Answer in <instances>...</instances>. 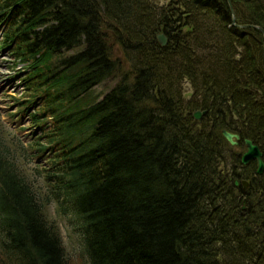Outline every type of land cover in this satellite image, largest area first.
<instances>
[{
    "label": "trees",
    "instance_id": "trees-1",
    "mask_svg": "<svg viewBox=\"0 0 264 264\" xmlns=\"http://www.w3.org/2000/svg\"><path fill=\"white\" fill-rule=\"evenodd\" d=\"M230 2L0 0L32 108L25 143L0 125V264H69L52 202L89 264H264V0Z\"/></svg>",
    "mask_w": 264,
    "mask_h": 264
},
{
    "label": "rangeland",
    "instance_id": "rangeland-1",
    "mask_svg": "<svg viewBox=\"0 0 264 264\" xmlns=\"http://www.w3.org/2000/svg\"><path fill=\"white\" fill-rule=\"evenodd\" d=\"M163 3L165 0H159ZM2 19L0 18V21ZM4 23L0 22V125H3L7 138L12 137L21 138L23 143L27 140V134L31 129L29 128L28 113L32 110H24L19 108L18 101L13 97H20L24 99L26 92L23 89L21 77L25 72V67L20 61L14 59L12 53V45L2 46V30ZM116 82L115 78H108L102 83L96 85L93 93L97 95L104 94ZM186 95H190L191 89L189 85H185ZM189 87V88H188ZM203 115V114H202ZM240 141V140H239ZM244 150V149H243ZM22 159L24 158L21 156ZM25 161V158H24ZM42 161V155L32 159L31 162H23L27 168L33 166L35 163ZM43 163V161H42ZM237 178V177H236ZM41 191L46 190V185L40 181ZM47 216L54 220L59 228L60 237L64 246V253L69 264H89L87 254L85 253L81 242L78 239L77 233L74 232L73 226L70 223L69 217L57 212L55 204L52 202L45 207ZM2 238L0 237V258L6 259L3 248L1 247ZM1 260V259H0Z\"/></svg>",
    "mask_w": 264,
    "mask_h": 264
},
{
    "label": "water",
    "instance_id": "water-1",
    "mask_svg": "<svg viewBox=\"0 0 264 264\" xmlns=\"http://www.w3.org/2000/svg\"><path fill=\"white\" fill-rule=\"evenodd\" d=\"M229 5L231 6L230 0H227ZM232 22L235 25H238L240 27H247L252 24L250 23H237L236 18L234 16V13L232 14ZM261 32L263 36V51H264V29L261 26L255 25ZM156 38L159 42V44L164 45L167 43V36L163 32H158L156 34ZM206 110H201V109H196L192 112V115L195 119H199L202 114H204ZM222 136L228 141L229 144L231 145H236L239 143L240 140V135L237 132L228 130L226 128H221L220 130ZM243 143H244V150L242 151V154L240 156V161L243 164H246L250 160H255L256 161V169L255 172L257 174L262 173L264 169V160L262 158V150L260 149L259 145L255 143L251 138L249 137H243ZM234 184L238 185L239 180L234 179ZM243 188H246L248 186V181L246 179L242 180Z\"/></svg>",
    "mask_w": 264,
    "mask_h": 264
},
{
    "label": "flooded vegetation",
    "instance_id": "flooded-vegetation-1",
    "mask_svg": "<svg viewBox=\"0 0 264 264\" xmlns=\"http://www.w3.org/2000/svg\"><path fill=\"white\" fill-rule=\"evenodd\" d=\"M236 145H237V144H236ZM244 148H245V147H244ZM250 161H251V160H250ZM247 163H248V162H247ZM247 163H246V164H247ZM242 164H243V163H242ZM243 165H245V164H243ZM234 179H235V178H234ZM236 179H238V178H236ZM238 180H239V179H238ZM242 180H243V179H240L239 184H242ZM233 181H234V180H233ZM239 184H238V185H239ZM248 184H249V182H248ZM242 187H243V184H242ZM247 187H248V186H247ZM247 187H246V188H247ZM246 188H243V189H246Z\"/></svg>",
    "mask_w": 264,
    "mask_h": 264
}]
</instances>
